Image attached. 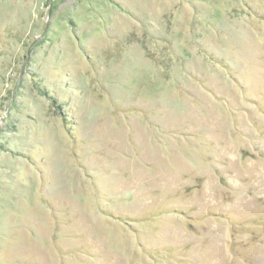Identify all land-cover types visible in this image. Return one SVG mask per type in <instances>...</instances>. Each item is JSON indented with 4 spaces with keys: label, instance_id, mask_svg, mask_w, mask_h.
I'll list each match as a JSON object with an SVG mask.
<instances>
[{
    "label": "rangeland",
    "instance_id": "rangeland-1",
    "mask_svg": "<svg viewBox=\"0 0 264 264\" xmlns=\"http://www.w3.org/2000/svg\"><path fill=\"white\" fill-rule=\"evenodd\" d=\"M0 264H264V0H0Z\"/></svg>",
    "mask_w": 264,
    "mask_h": 264
},
{
    "label": "water",
    "instance_id": "water-1",
    "mask_svg": "<svg viewBox=\"0 0 264 264\" xmlns=\"http://www.w3.org/2000/svg\"><path fill=\"white\" fill-rule=\"evenodd\" d=\"M53 1V0H52ZM47 28H48V25H47V27H46V30H47Z\"/></svg>",
    "mask_w": 264,
    "mask_h": 264
}]
</instances>
